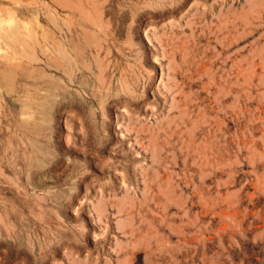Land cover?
Wrapping results in <instances>:
<instances>
[{
  "label": "rangeland",
  "instance_id": "374dc122",
  "mask_svg": "<svg viewBox=\"0 0 264 264\" xmlns=\"http://www.w3.org/2000/svg\"><path fill=\"white\" fill-rule=\"evenodd\" d=\"M0 264H264V0H0Z\"/></svg>",
  "mask_w": 264,
  "mask_h": 264
}]
</instances>
